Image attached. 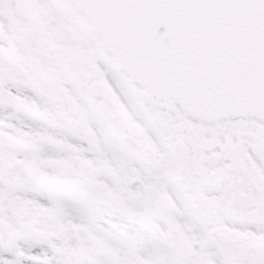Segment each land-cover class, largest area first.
<instances>
[{"label":"flooded vegetation","instance_id":"af4514ba","mask_svg":"<svg viewBox=\"0 0 264 264\" xmlns=\"http://www.w3.org/2000/svg\"><path fill=\"white\" fill-rule=\"evenodd\" d=\"M53 10L0 0V264H105L106 247L113 264H264V123H204L144 99L122 71L132 88L120 103L108 94L115 120L93 115L96 54L74 65ZM42 76L69 101L30 88ZM42 186L57 190L42 197ZM105 194L131 213L99 202ZM80 237L89 262L71 256Z\"/></svg>","mask_w":264,"mask_h":264},{"label":"water","instance_id":"95a60500","mask_svg":"<svg viewBox=\"0 0 264 264\" xmlns=\"http://www.w3.org/2000/svg\"><path fill=\"white\" fill-rule=\"evenodd\" d=\"M72 1L145 96L208 122L264 120V0ZM47 84L39 91L62 100L60 84Z\"/></svg>","mask_w":264,"mask_h":264},{"label":"rangeland","instance_id":"374dc122","mask_svg":"<svg viewBox=\"0 0 264 264\" xmlns=\"http://www.w3.org/2000/svg\"><path fill=\"white\" fill-rule=\"evenodd\" d=\"M42 3L44 2L46 5H48L49 7L53 8H58L57 11H54V15L56 16L55 11L57 12V20H58V25H61L62 27H64L63 32L61 33V35L63 37L68 36L73 44L70 41H64V47H69V46H74L73 48V57H79L78 55V48L77 46L79 45V42H88V41H93L94 43H99L100 38L96 37L97 35L92 31L91 29V25L88 22V20L77 10H75L73 8V6L71 5V3L68 0H41ZM56 1H58V3H56ZM52 14V13H51ZM55 21V20H54ZM56 22V21H55ZM99 39V40H98ZM83 45V43H80V46ZM58 47H62V45L60 43H58ZM80 50L82 51L83 49L80 48ZM82 57V55L80 56ZM95 58V57H94ZM87 62V60H82L81 62L78 61H74V65L76 66L79 63L82 62ZM95 64L93 66L98 67L99 62H97L96 58L94 59ZM114 66L111 60V57L108 53H105V62L102 66V70L103 73H105L107 76H110L112 74L115 73L114 70ZM118 80L116 81V83H113L112 80L108 79V83L109 86L111 88V95L114 97V99L120 103L122 101H124V99L126 98V96L129 93V85L125 83V80H119L118 84H117ZM198 135H210V133H199ZM54 188V187H53ZM44 189H49L47 187L42 188V190ZM48 206H44L42 207L41 211H47ZM72 212L75 213L76 216H78L79 212H83L85 209L84 208H80L78 210H75V207L72 209H69ZM68 211V209H67ZM33 247L35 246V244L32 245ZM75 247V254L73 256V254L71 253V256L74 258L79 259V256L77 254L78 250L77 247ZM71 247H69L70 249ZM14 249H18L17 247H15ZM110 249L109 247L105 248V258H107V260L111 263L114 260L112 259V253L108 250ZM83 252L86 255V257L88 258V262L91 261L93 259V254H94V247L93 245L90 246V248L88 247H83Z\"/></svg>","mask_w":264,"mask_h":264}]
</instances>
